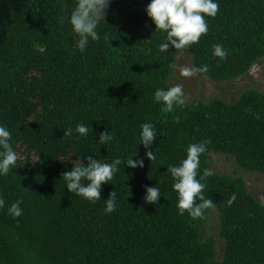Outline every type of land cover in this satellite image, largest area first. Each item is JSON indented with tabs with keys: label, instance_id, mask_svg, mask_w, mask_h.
Listing matches in <instances>:
<instances>
[{
	"label": "trees",
	"instance_id": "1",
	"mask_svg": "<svg viewBox=\"0 0 264 264\" xmlns=\"http://www.w3.org/2000/svg\"><path fill=\"white\" fill-rule=\"evenodd\" d=\"M218 2L197 44L161 52L166 34L147 16L150 0H112L100 39L81 53L65 18L76 0H0V123L19 157L0 176V264H264V204L242 178L206 177L204 195L215 207L193 219L178 214L167 172L189 144L209 141L200 175L210 170L212 154L264 175V93L251 88L235 102L195 100L171 113L154 101L157 88L171 87L181 52L193 67L207 64L200 75L213 82L243 76L264 58V0ZM218 43L228 52L224 61L213 55ZM146 122L157 130L152 162L139 145ZM78 123L89 127L86 138L75 132ZM69 127L73 135L64 136ZM106 129L114 139L98 144ZM136 154L144 167L121 166L95 204L65 188L63 174L88 155L111 163ZM156 184L162 196L153 205L145 187ZM114 190L119 206L109 214L103 200ZM17 200L23 214L13 218L7 209ZM212 210L224 244L220 258L205 226Z\"/></svg>",
	"mask_w": 264,
	"mask_h": 264
},
{
	"label": "clouds",
	"instance_id": "2",
	"mask_svg": "<svg viewBox=\"0 0 264 264\" xmlns=\"http://www.w3.org/2000/svg\"><path fill=\"white\" fill-rule=\"evenodd\" d=\"M112 0H76L69 16L65 17L71 25L72 31L78 36L77 47L83 53L88 47L89 41L100 39L98 26L105 21L107 10ZM147 16L155 25V31L166 34L165 42L159 45L161 52H168L172 47L175 50H186L197 44L202 36L207 35L209 25L206 18H214L219 11L218 0H150L145 9ZM43 52L44 49L42 48ZM213 55L224 61L228 58V52L222 44L213 45ZM207 64L201 67L184 68L182 75L192 77L201 73H207ZM154 101L163 105L165 111L171 113L176 108L186 106L187 100L181 85L157 88L154 93ZM75 132L79 137L86 138L89 127L84 123H78ZM71 127L64 131V136H72ZM114 139L109 130L99 133L98 144L105 145ZM157 140V130L152 123L140 125L139 145L145 149V158L156 161L157 154L152 149ZM12 134L8 127L0 123V176H7L17 165L18 153L12 143ZM209 141L191 143L186 148V157L179 164H169L167 172L173 180L172 188L177 193L178 214L183 216L185 212L193 219L202 217L205 210L215 207L211 199H207L204 191L207 187L202 181L214 173L204 170L200 175V157L207 150ZM138 154L127 159L115 158L111 163L102 162L92 155L86 156L87 163H80L66 171L62 178L66 182L68 192L95 204L101 201L102 186L110 184L120 170L121 166L131 169L143 168L144 159H134ZM86 181V183H85ZM162 196L157 186L145 187L144 199L149 204H157ZM105 202V212L113 213L118 208L116 191H112ZM199 201V202H197ZM5 199L0 196V209L5 207ZM22 201L17 200L8 207L7 212L13 218L23 214Z\"/></svg>",
	"mask_w": 264,
	"mask_h": 264
},
{
	"label": "rangeland",
	"instance_id": "3",
	"mask_svg": "<svg viewBox=\"0 0 264 264\" xmlns=\"http://www.w3.org/2000/svg\"><path fill=\"white\" fill-rule=\"evenodd\" d=\"M192 68V57L179 53L170 77L171 86L181 85L188 103L199 100L204 103L212 98H220L227 102H235L245 90L255 88L264 93V58L256 62L243 76L230 82H213L204 75L184 77L181 73L184 68ZM210 170L217 174H224L244 180L249 192L260 203L264 204V175L249 173L238 169L233 161L224 155H211ZM205 226L216 241L217 257L223 251V241L219 238V217L216 210H212L205 221Z\"/></svg>",
	"mask_w": 264,
	"mask_h": 264
}]
</instances>
